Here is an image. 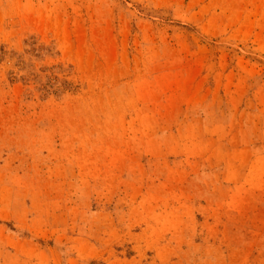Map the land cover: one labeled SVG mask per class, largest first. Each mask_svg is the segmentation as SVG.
Segmentation results:
<instances>
[{
  "label": "rangeland",
  "instance_id": "obj_1",
  "mask_svg": "<svg viewBox=\"0 0 264 264\" xmlns=\"http://www.w3.org/2000/svg\"><path fill=\"white\" fill-rule=\"evenodd\" d=\"M0 264H264V0H0Z\"/></svg>",
  "mask_w": 264,
  "mask_h": 264
}]
</instances>
